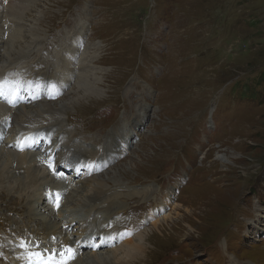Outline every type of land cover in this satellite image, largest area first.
<instances>
[{"label": "rangeland", "instance_id": "374dc122", "mask_svg": "<svg viewBox=\"0 0 264 264\" xmlns=\"http://www.w3.org/2000/svg\"><path fill=\"white\" fill-rule=\"evenodd\" d=\"M25 5L37 38L21 40L27 49L14 63L22 60L32 78L56 70L63 71L60 78L66 75L63 92H54L56 109L44 112L35 128L60 122L70 146L80 155L87 150L101 156L107 166L98 174L104 181L98 192H105L95 201L86 196H95L96 186L86 192L82 177L65 196L61 210H80V217H60L56 225L47 213L39 214L46 217L47 232H62L63 221L69 225L97 215L126 228L124 239L131 230L143 234L140 251L117 264H264V0H33ZM82 26L80 50L93 57L99 78L93 87L84 85L82 73L84 84L75 85L82 63L59 52L63 40ZM41 100L34 97L30 105ZM140 115L144 120L134 128ZM1 124L0 148L15 140L10 142L13 126L4 130ZM47 171L41 190L55 180ZM16 185L0 177V227L21 225V218L29 227L21 203L31 213L44 211L35 207L36 199L29 203V196L17 200ZM104 204L109 205L105 211H92ZM162 206L165 212L152 215Z\"/></svg>", "mask_w": 264, "mask_h": 264}, {"label": "bare ground", "instance_id": "6f19581e", "mask_svg": "<svg viewBox=\"0 0 264 264\" xmlns=\"http://www.w3.org/2000/svg\"><path fill=\"white\" fill-rule=\"evenodd\" d=\"M31 1L33 2V0H0V85H2L0 91H2L3 93L0 94V124L2 123V126L5 124L9 126L12 125L13 132L15 134V140L13 144H1L0 177L4 176L10 179L13 188L14 185L17 184L16 186L20 192V195L24 197L29 196V203L32 200L34 201L35 197L40 196L42 192L40 186L42 180H44V178L46 179V177L48 176L47 170L49 169L45 158L42 156V154H40L44 147L41 146L39 148H32L34 151L29 150L30 148L27 146V143L30 142V139L28 141H25L24 137H22L24 132L30 134L37 132L38 130L44 131L49 136V138L53 139L52 150L54 151V149L60 147V150H56V157L59 159L61 164L65 165L69 157L74 156L75 154L80 156L81 163L85 162L83 160L84 158H90L93 160L101 158V156H96V154H94L93 152H86L87 150L84 154L80 155L81 152L77 150L74 145L70 146L68 144L66 134L63 131L60 132V122L50 123V125L46 128H35L34 126L44 119L42 115L45 114L44 112L48 114L49 112L56 109L52 106V100L56 99V97L59 95L58 93L63 92L60 90V88L65 85L64 78L66 75L63 74V77L60 78L59 76L63 73V71L61 70L60 73V71L56 70L52 75L48 74L47 72H41L39 74L36 73V75L33 74V76L35 77L32 78L30 75L32 69L24 65V62L22 60L14 63L15 59L17 57L23 56V54H25V50L27 49L26 45L22 47L21 40H25V37H32L35 35L32 32L34 27H31L30 21L26 19V17L28 16V7L25 4L31 3ZM4 2H6V6H4ZM32 7L36 6L33 5ZM18 11L19 13H17ZM5 25L7 26L5 29L6 31L4 30ZM21 25L25 26V28L21 27ZM24 30H26V34H23ZM81 30H83V26L75 28L72 35L70 34L63 40L59 52H63L62 56L65 58H69L70 61H72V57H69V55H72L74 56L75 60L76 57L78 58V64L82 63V67L77 68V72L79 71L80 73L76 76H78L77 79H79L81 73L83 75H87V77L85 78L86 83L84 84L83 81L85 80L81 81L82 78H80L78 81H74L75 85L81 86V84H84L93 87L92 84L96 83L99 78L93 74V72L95 71L94 66L91 63L93 57L85 52V50H80V46L84 40V33L81 32ZM4 33L7 35L5 38L6 41L3 40ZM34 38L36 39L37 37L34 36ZM10 47L13 48L11 49ZM1 48H3V51H1ZM15 53L16 55H19L13 57ZM61 62L62 61L59 60V62L55 65L56 69L61 68ZM57 78H60L61 80H57ZM55 83L59 84L56 88H54ZM49 84L51 85L49 89L51 95L49 96V98L47 99L44 95L40 94V96L43 97L44 100H41L35 104L33 102V104L30 105L31 101L29 96L31 94H34L35 90H39L40 88L45 89L46 87H49ZM73 87L74 86H72L71 89H73ZM55 91H57L58 93H54ZM142 120H144L143 115L138 116V118L134 120V128L138 127L139 124H141ZM29 126H33L34 129L30 128ZM0 132H2L1 128ZM119 148H122V145H120L118 149ZM102 156H104L103 158L108 156V151L106 149L102 153ZM48 157H53L52 152H49ZM100 161H102V159ZM12 165H14V167H12ZM77 167H79V162L74 166V168ZM82 179L84 182L81 184L84 185L85 188L87 187L86 192L87 190H89L88 188L90 187V185L96 186V188H94L93 190L95 196H86V201H88L89 199V202L92 203L102 191L105 192V189L98 192V188H101L104 185V181L99 178L98 174L92 176L82 174ZM55 180H57V176H55ZM104 205H101L103 207L97 206L92 211H96L97 214L103 212L109 207V205ZM29 207L32 208V205L29 204ZM159 210H164L163 206L158 207L157 209L154 208V210L152 211V215L158 214ZM56 212L57 213H54V217L56 218V220H52L54 223H56V225L58 224L60 217L62 220L63 218H73L77 217V215H80V212L78 210L73 211L75 214H69V212H71L70 210L68 212V216H63L67 213L61 214L62 210L60 208ZM96 216L97 215H95V217L90 220L87 219L80 221V229L82 231L85 230V228L93 230L94 228L98 227L100 225V219H97ZM167 217L168 215L166 216V218ZM37 218L42 225L43 222H46V217L44 215H39ZM103 218H105V216ZM105 221L107 222L109 221V219H105ZM66 222L67 221H63L62 224ZM43 227L44 232H42V230H38V233L43 237L49 235L50 233H62L59 229L52 232H47L49 227L47 225H43ZM101 232H99L98 234H100ZM142 237V232L137 233L131 230L126 239H124V236V238L117 241L114 246L108 247L105 252H101V250H98L93 253L83 254L81 256H78L81 254L78 253L77 255H73V259L68 260V264H117L118 262L123 261L125 257H131L137 251H140V243L142 242ZM132 239H136L137 242L135 241L136 243H131L130 241ZM21 242L22 241L17 244H11L6 248H3V245L0 244V253L2 249H5V251L7 252V260L10 262V264H27L28 249L22 248L19 245ZM247 264L251 263L248 262Z\"/></svg>", "mask_w": 264, "mask_h": 264}, {"label": "snow or ice", "instance_id": "6c2138e0", "mask_svg": "<svg viewBox=\"0 0 264 264\" xmlns=\"http://www.w3.org/2000/svg\"><path fill=\"white\" fill-rule=\"evenodd\" d=\"M0 88H2V85H0ZM0 94H3L2 91H0ZM21 247L28 249L27 264H68V260L73 259V256L71 255L73 250L70 247L62 251L61 255L66 258L61 260L56 259L55 250H53L47 258H45L44 253L31 251V248L26 243L21 244ZM36 247H38V245H36Z\"/></svg>", "mask_w": 264, "mask_h": 264}]
</instances>
